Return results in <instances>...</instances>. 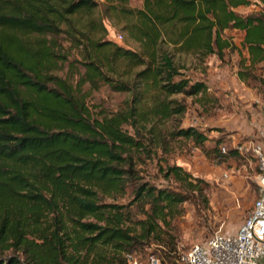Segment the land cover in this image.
Listing matches in <instances>:
<instances>
[{"label":"trees","instance_id":"trees-1","mask_svg":"<svg viewBox=\"0 0 264 264\" xmlns=\"http://www.w3.org/2000/svg\"><path fill=\"white\" fill-rule=\"evenodd\" d=\"M101 1L124 19L137 52L77 25L96 31L97 0H0V264H129L126 255L150 245L160 247L161 264H179L169 226L205 183L167 155L183 140L202 152L211 141L204 156L216 165L238 156L220 153V137L183 126L185 104L172 97L205 90L189 70L235 48L225 32H241L248 58L264 60V13L233 11L256 3L141 0L127 9L128 0ZM60 34L83 70L75 83L54 74L70 64ZM86 83L127 98L92 115ZM154 159L160 186L141 169Z\"/></svg>","mask_w":264,"mask_h":264},{"label":"rangeland","instance_id":"rangeland-1","mask_svg":"<svg viewBox=\"0 0 264 264\" xmlns=\"http://www.w3.org/2000/svg\"><path fill=\"white\" fill-rule=\"evenodd\" d=\"M97 1L98 6L91 16L96 31L90 32L84 23L77 25L83 28L92 39L105 40L121 48L137 52L138 46L127 37L124 30L125 21L119 12L108 7L106 2ZM140 6L141 0H128L125 5L127 9H137ZM244 11L264 13V5L257 0L253 8L247 7ZM78 20L83 22L85 18L79 17ZM99 23L104 29V35L101 33ZM223 36L230 38L235 48L225 50L221 58L207 57L203 63L189 70L191 78L205 83V90L192 97L174 96L172 98L185 104L186 112L181 118L183 126L205 131L209 137H220L224 141L223 147L226 151L229 147L228 141H232L230 134H233L234 140H248L256 137L255 132L260 121L252 123L250 115L254 113L250 104L255 97L254 94L257 96L259 94L264 100V60L252 62L248 58L246 50L241 48V32L229 31ZM55 40L62 49H65L70 64L58 65L54 74L75 83L83 72L76 62L78 59L76 52L65 34H60ZM186 62L189 63L190 60L187 59ZM121 68L122 66L119 70ZM82 91L86 97V106L92 115L98 111L112 113L120 109L127 98L126 94L112 92L101 83H98L95 88H90L86 83L82 86ZM263 118L264 115L261 119ZM248 128L251 129L252 134L249 131L247 134L249 136H243ZM214 129H218V132ZM178 143L173 145V150L171 149L167 155L168 162L182 165L192 177L201 179L205 185L201 194L193 193L194 203L184 202L179 206L182 211L180 216L170 223L169 236L171 241L175 242L177 254L193 244L200 243L217 230L233 234L249 216L252 202L256 197L255 162L251 161L249 165H246L244 159H236L233 160V167L227 163L216 165L213 159L209 160L206 155L204 156V152L212 146L211 141L203 144V152L192 148L189 141L178 140ZM159 156L157 153V159ZM157 159H154L152 163L146 162L141 169L155 185L160 186L159 183H165L161 182L156 173ZM224 173L229 174L225 180L222 178ZM104 201L111 202L110 199H104ZM117 202L124 203L125 199H119ZM160 250V247L150 245L142 252L132 254L133 262L148 264L147 258L153 256L161 264ZM174 263L177 264L176 260Z\"/></svg>","mask_w":264,"mask_h":264},{"label":"built area","instance_id":"built-area-1","mask_svg":"<svg viewBox=\"0 0 264 264\" xmlns=\"http://www.w3.org/2000/svg\"><path fill=\"white\" fill-rule=\"evenodd\" d=\"M119 38V37H118ZM253 139L232 143L231 149L240 156L250 157L256 166V197L249 216L233 233L213 232L200 243L179 253V264H264V118ZM224 153V147H220ZM227 174L222 178L227 179ZM129 264L133 259L125 256ZM148 264H159L153 256Z\"/></svg>","mask_w":264,"mask_h":264},{"label":"crops","instance_id":"crops-1","mask_svg":"<svg viewBox=\"0 0 264 264\" xmlns=\"http://www.w3.org/2000/svg\"><path fill=\"white\" fill-rule=\"evenodd\" d=\"M248 1H250V2H252V3H257V0H248ZM249 7H254V6H249ZM247 7H241V6H238V7H236V8H234L233 9V11L236 13V14H240V15H245V14H247V13H249V12H245L244 11V9H246ZM233 31H236V30H233ZM255 90V89H254ZM254 90H252V93H254ZM256 91V90H255ZM254 98H253V100H252V103L250 104V107H251V109H252V111H253V113L254 114H251L250 115V118H251V121H252V123H257V122H259V121H261L262 119V117H263V115H264V100L261 98V96H259V94H258V96H257V94H254ZM248 105V104H247ZM260 123V122H259ZM250 128V127H249ZM247 129V131L246 132H244V134H243V136H249V135H247V134H249V131H250V134H252L251 133V129ZM237 135V134H236ZM230 136V138H231V140L232 141H228L229 142V147L227 148V149H231V145H232V143H234V142H237V141H242V139L241 140H234V136H233V134L231 135H229ZM228 136V137H229ZM223 141V140H222ZM223 145H224V141H223V143L221 144V146L220 147H223ZM237 158H231V159H228V160H226V162H224L225 164L227 163V164H230L232 167H233V165H234V163H233V160H239V159H244V161L246 162V165H249L250 164V162L251 161H253L254 162V160L253 159H251L250 157H244V156H240V155H238V156H236ZM224 163H221V164H224ZM228 176H229V174H227Z\"/></svg>","mask_w":264,"mask_h":264}]
</instances>
